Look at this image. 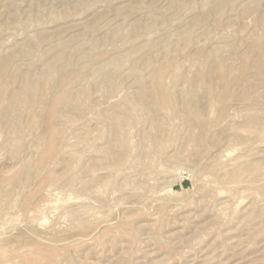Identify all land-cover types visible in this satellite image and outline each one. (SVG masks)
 <instances>
[{"label": "rangeland", "instance_id": "rangeland-1", "mask_svg": "<svg viewBox=\"0 0 264 264\" xmlns=\"http://www.w3.org/2000/svg\"><path fill=\"white\" fill-rule=\"evenodd\" d=\"M0 264H264V0H0Z\"/></svg>", "mask_w": 264, "mask_h": 264}]
</instances>
